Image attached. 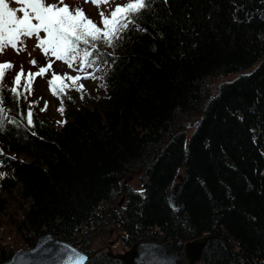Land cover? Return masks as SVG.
Masks as SVG:
<instances>
[{
    "label": "trees",
    "instance_id": "1",
    "mask_svg": "<svg viewBox=\"0 0 264 264\" xmlns=\"http://www.w3.org/2000/svg\"><path fill=\"white\" fill-rule=\"evenodd\" d=\"M126 15L107 38L71 36L105 93L57 92L56 127L0 76V188L19 240L0 239V262L50 233L85 264H127L97 246L112 228L126 249L170 242L179 264L202 236L195 264H264V0H137Z\"/></svg>",
    "mask_w": 264,
    "mask_h": 264
},
{
    "label": "rangeland",
    "instance_id": "2",
    "mask_svg": "<svg viewBox=\"0 0 264 264\" xmlns=\"http://www.w3.org/2000/svg\"><path fill=\"white\" fill-rule=\"evenodd\" d=\"M135 1L0 0V76L11 89L24 91L32 113L52 127L60 125L64 105L57 92L76 104L105 93L103 82L84 62V44L71 36L75 35L77 27L85 24L86 31L93 25L107 38L109 30L117 26L115 20L124 21ZM62 19L75 22L76 26L67 23L62 29L58 25ZM233 77L225 76L213 85ZM140 174L135 172L128 183L138 187ZM8 201V195L0 188V239L16 247L19 240L13 227L6 223V210L12 211L15 206H9ZM98 242H103L97 246H103L105 251L107 247L114 253L126 250L112 228L105 240Z\"/></svg>",
    "mask_w": 264,
    "mask_h": 264
},
{
    "label": "water",
    "instance_id": "3",
    "mask_svg": "<svg viewBox=\"0 0 264 264\" xmlns=\"http://www.w3.org/2000/svg\"><path fill=\"white\" fill-rule=\"evenodd\" d=\"M173 194H175L173 198L176 199L179 189L177 188ZM209 239L210 236H203L185 244L184 251L188 264L201 261ZM58 251L62 252L63 257H67V259H60V264H84L88 259V255L77 247L46 233L41 235L33 246L28 249L15 250L0 264H46L47 260L42 254ZM107 253L112 257L122 259L127 264H179L178 255L173 250L172 244L160 240L137 242L123 253H114L110 247H107Z\"/></svg>",
    "mask_w": 264,
    "mask_h": 264
},
{
    "label": "bare ground",
    "instance_id": "4",
    "mask_svg": "<svg viewBox=\"0 0 264 264\" xmlns=\"http://www.w3.org/2000/svg\"><path fill=\"white\" fill-rule=\"evenodd\" d=\"M120 20H115V22H117V26L116 27H112L111 28V30H109V32H113L114 31V29L115 28H118L119 27V22ZM121 22H122V20H121ZM108 36V35H107ZM106 36V37H107ZM247 71H249V70H247ZM246 71V72H247ZM196 123V121L195 122H188V123H186V128H191L194 124ZM187 124H190L189 126H187ZM176 187V188H175ZM177 188L179 189L180 188V181H177V182H175L173 185H172V187H171V189H170V192L168 193V202H169V205H170V207L172 208V209H176L177 207H178V205H177V197H176V199H174L173 198V196H175V194H173V193H175L176 192V190H177ZM175 189V190H174ZM122 200V199H121ZM119 204H121V201L119 202ZM203 237V236H202ZM205 237V236H204ZM201 238V237H200ZM150 241H154V240H150ZM66 242V241H65ZM66 243H68V242H66ZM164 243H166V242H164ZM68 244H70V243H68ZM70 245H72V244H70ZM72 246H74V245H72ZM74 247H76V246H74ZM132 247V246H131ZM130 247V248H131ZM30 248V247H29ZM130 248H127V249H130ZM28 249V248H27ZM79 249V248H78ZM106 252H107V250H106ZM61 253L62 252H56V253H53V252H44V254H42L43 255V257L44 258H46L45 260H47L46 261V264H60V259H67V257H63V255H61ZM85 253V252H84ZM123 253V252H122ZM87 255H88V259H89V257H90V254H88V253H86ZM108 254V253H107ZM110 256V255H109ZM42 257V258H43ZM112 257V256H111ZM186 257V256H185ZM116 258V257H115ZM87 259V260H88ZM119 259V258H118ZM122 260V259H121ZM186 261H187V258H186ZM3 262V261H2ZM87 262V261H86ZM85 262V263H86ZM1 263V262H0ZM84 263V264H85ZM126 263V262H125ZM197 263V262H196ZM187 264H188V261H187Z\"/></svg>",
    "mask_w": 264,
    "mask_h": 264
}]
</instances>
